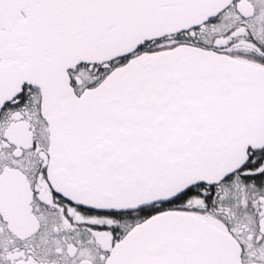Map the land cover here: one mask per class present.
<instances>
[{"label":"snow or ice","instance_id":"snow-or-ice-1","mask_svg":"<svg viewBox=\"0 0 264 264\" xmlns=\"http://www.w3.org/2000/svg\"><path fill=\"white\" fill-rule=\"evenodd\" d=\"M0 264H264V0H0Z\"/></svg>","mask_w":264,"mask_h":264}]
</instances>
